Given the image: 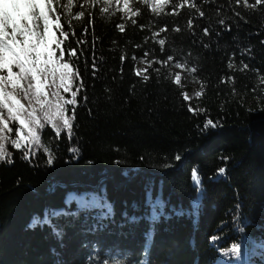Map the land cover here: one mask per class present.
<instances>
[{"label":"trees","instance_id":"16d2710c","mask_svg":"<svg viewBox=\"0 0 264 264\" xmlns=\"http://www.w3.org/2000/svg\"><path fill=\"white\" fill-rule=\"evenodd\" d=\"M43 2L61 42L52 47L73 73L70 91L59 90L64 100L76 93L64 105L73 133L57 136L38 104L40 143L6 142L0 264H264V2L168 0L160 13L151 0H128L130 10L125 0ZM175 65L199 82V96L185 97ZM46 91L54 102L56 85ZM17 127L11 120L7 135ZM46 215L61 237L31 227ZM234 244L239 257L225 256Z\"/></svg>","mask_w":264,"mask_h":264},{"label":"snow or ice","instance_id":"6c2138e0","mask_svg":"<svg viewBox=\"0 0 264 264\" xmlns=\"http://www.w3.org/2000/svg\"><path fill=\"white\" fill-rule=\"evenodd\" d=\"M112 0H106L107 4H111ZM145 3L148 0H144ZM241 0H236V3H240ZM243 4L247 7H255V5H249L248 0H242ZM264 0H256V3H262ZM168 4V0H153L152 10L160 13L164 11L165 5ZM47 7L52 9L51 0H48ZM175 7V5H174ZM195 8V4L192 5ZM124 8L129 9L128 0L124 2ZM45 3L43 0H0V162L7 160V163H12L10 159L11 154L7 152L5 147V141L7 137L4 135L6 130L9 129V120L5 119L2 109H7V115L10 120L18 121L22 129L27 130V135L21 134L17 140L12 141L14 148L22 149L26 143L39 144L40 135L37 132L38 128H43L44 124L41 123V119L37 116V109L32 107L29 110L23 103H21L22 96L28 100V104L31 105L33 100L40 105L41 110L47 108L49 111H45V117L52 123V127L55 129L57 136L60 135L62 130H66V134L69 139L72 138L73 133V119H70L65 115V104L76 105V93L72 94L71 100H64L60 96V88H63L64 92L70 91L69 85L72 82V69L69 63L61 61L64 59L63 50L59 57L56 55V49L52 47L53 43H56L57 48L60 47V41L54 39L51 35L50 20L48 12L45 10ZM106 13L108 8H104ZM83 17L84 12L79 13ZM199 16H204L202 11L199 12ZM59 19V17H57ZM42 20V25L38 21ZM67 23V21H66ZM224 23L223 20L220 21ZM59 29L61 26L56 25ZM71 27V25H69ZM42 29V30H41ZM230 30V27L228 28ZM121 31L123 28L121 27ZM205 35L208 34V29H204ZM87 34V29L84 30V35ZM219 35V33H217ZM19 38V39H18ZM160 45L165 44L164 39L159 40ZM207 47V45H205ZM76 51L71 52L72 57H76ZM168 59H172L169 57ZM94 66V65H93ZM231 67V64L229 65ZM247 68V65H244ZM16 68L18 71H13ZM6 70V74H4ZM195 72L196 69L192 68ZM137 75H143V72H137ZM180 77H176V82L179 83ZM56 85V91L52 93L56 97V100L50 101L48 99V92L46 88L49 84ZM11 89V90H9ZM79 91V89H77ZM86 100V96L82 97ZM54 108V113L51 109ZM53 115L60 121L56 123L53 119ZM217 127V124L208 120L205 127ZM73 152H78V148H71ZM45 152H49L47 148ZM31 148L29 147L23 153L24 159H30ZM179 159V157H177ZM53 156L49 152L48 163L51 164ZM225 169L221 168L219 172L225 173ZM192 178L198 185L200 177L193 171ZM83 207H88L87 204H82ZM162 208V204L158 205L152 211L150 219L156 221L159 219V209ZM105 215L112 214L111 205H105ZM53 216H58L60 213L53 212ZM137 218L132 217L135 221ZM44 225L52 227L53 234L57 237L62 236L56 225L52 223V220L46 215L43 220L40 218H34L31 227L36 225ZM212 241L217 240V237H212ZM148 242L151 243V233L148 234ZM225 256L229 253L239 257L240 246L232 245L229 249L221 250ZM145 257H147V247L145 249ZM141 264H147V259L141 261Z\"/></svg>","mask_w":264,"mask_h":264},{"label":"rangeland","instance_id":"374dc122","mask_svg":"<svg viewBox=\"0 0 264 264\" xmlns=\"http://www.w3.org/2000/svg\"><path fill=\"white\" fill-rule=\"evenodd\" d=\"M153 3V0H151V5ZM174 71L176 72V77L179 76L180 77V80H179V83L183 86H185V97L188 99V100H192L194 98H196L197 96L200 95V85H199V82L197 80H195L192 75H191V72H188L187 70H185L183 67L181 66H178V65H175L173 67ZM23 98V97H22ZM23 100L28 104V100L23 98ZM29 105V104H28ZM38 104L33 100L32 104L29 105L30 107H36ZM2 111L4 112V115H5V119L9 120V124H10V119L7 115V109H2ZM23 134V135H27V133L17 127L14 131L13 134L11 135H7L6 131L4 132V135L7 137L6 141H5V144L6 142L8 141L10 146L13 148V149H16L14 148L13 146V143L12 141L14 140H17L18 137ZM27 145V143L25 144V146ZM24 146V147H25ZM69 198H76V199H80L79 197L71 194L69 196ZM239 262L242 263V264H247L244 260L243 257H240L239 258Z\"/></svg>","mask_w":264,"mask_h":264}]
</instances>
